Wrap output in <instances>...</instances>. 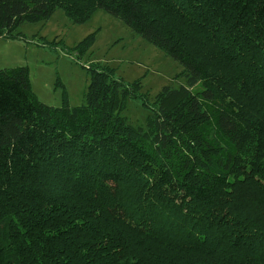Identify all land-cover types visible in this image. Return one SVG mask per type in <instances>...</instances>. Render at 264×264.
Returning <instances> with one entry per match:
<instances>
[{"label": "trees", "instance_id": "16d2710c", "mask_svg": "<svg viewBox=\"0 0 264 264\" xmlns=\"http://www.w3.org/2000/svg\"><path fill=\"white\" fill-rule=\"evenodd\" d=\"M57 8L119 18L183 82L148 102L93 64L83 103L53 106L0 68V264H264V0H0V38Z\"/></svg>", "mask_w": 264, "mask_h": 264}, {"label": "rangeland", "instance_id": "374dc122", "mask_svg": "<svg viewBox=\"0 0 264 264\" xmlns=\"http://www.w3.org/2000/svg\"><path fill=\"white\" fill-rule=\"evenodd\" d=\"M18 30L23 39L0 38V68L27 65L33 92L53 106L83 103L93 64L113 68L125 83L139 80L148 102L162 86L183 82L180 76L174 78L182 69L177 61L102 9L74 23L57 8L47 21L24 23ZM89 35L91 44L78 54L74 45ZM148 112L141 99L127 97L121 114L134 125H144Z\"/></svg>", "mask_w": 264, "mask_h": 264}]
</instances>
